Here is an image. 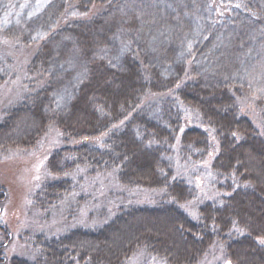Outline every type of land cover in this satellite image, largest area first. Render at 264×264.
Here are the masks:
<instances>
[{"label":"trees","instance_id":"obj_1","mask_svg":"<svg viewBox=\"0 0 264 264\" xmlns=\"http://www.w3.org/2000/svg\"><path fill=\"white\" fill-rule=\"evenodd\" d=\"M193 1L213 10L210 29L222 33L226 45L221 52L235 31L237 39L257 26L264 32V0ZM92 8L86 23L98 11ZM109 21L91 27L90 43L104 44V35L120 19ZM212 43L209 36L200 52ZM234 46L236 55L246 45L242 41ZM40 48L45 63L26 68L27 91L0 111V160L33 152L30 160L35 163L43 156V178L28 208L40 223L60 211L65 217L58 235H21L17 190L9 184L8 172L0 171V264H128L139 255L161 264H202L218 253L219 262L264 264V128L241 110L251 103L264 127V98H254L250 88L231 80L232 68L221 66L218 51L202 66L197 65L198 53L191 55L186 66L167 78L136 51L125 58L126 71L120 75L98 62L80 87V99L60 113L53 109L56 85L47 78L48 47ZM166 59L156 61L167 66ZM190 114L200 125L187 126L178 136ZM52 132L59 135V145L50 146ZM207 160L218 192L200 203L192 217L182 206L196 199L197 191L176 174V164L186 170ZM80 168L92 178H112L107 183L114 184L105 206L98 215L90 213L87 225L73 221L83 198L70 178ZM138 197L149 200L139 202ZM93 216L101 220L92 221ZM40 223L30 224L29 230ZM18 234L26 236L29 252L9 254Z\"/></svg>","mask_w":264,"mask_h":264},{"label":"rangeland","instance_id":"obj_2","mask_svg":"<svg viewBox=\"0 0 264 264\" xmlns=\"http://www.w3.org/2000/svg\"><path fill=\"white\" fill-rule=\"evenodd\" d=\"M261 4L264 7V1ZM94 5L98 11L94 20L86 23L84 17L90 10H94L92 8ZM196 5L193 0H0V111L19 101L27 91L23 84L28 78L26 68L33 62L36 65L43 61L41 46L48 47L47 50L50 51H47L46 56L47 78L56 85L52 97L53 109L60 113H67L72 101L75 98L80 99L82 94L80 87L84 82L87 84L88 78L95 72L91 69L93 65L103 62L104 68L120 75L126 71L123 65L125 58L135 51L147 55L149 57L147 65L156 68L160 76L166 78L174 76L178 66H186L191 55L195 56L198 53L197 65L202 66L210 60L213 52L215 54L218 51V62L221 66L226 70L232 68L231 80L240 86L250 88L255 95L254 98H264L262 28L255 24L257 27L251 33L245 32L239 39L235 31L232 33L229 46L221 52L226 45L220 35L222 33L215 34L216 32L210 29L213 10L209 6ZM259 11L261 12V8ZM116 17L120 21L104 35L102 46L89 42L91 27L97 29L101 24L106 25L109 20ZM96 32L101 33L102 30ZM209 36L211 42L213 41L212 45L206 52H200L199 49L203 48ZM242 41L246 45L245 49L238 53L239 55H233L232 51L236 47L234 43ZM92 45L94 49L90 48ZM158 57L167 58L168 61L165 63L167 66H164L161 60L156 61ZM241 110L253 119L257 127L264 128L258 121L256 109L251 103L244 104ZM190 125H200L197 116L190 114L186 117L178 136ZM49 136L50 146L60 144L56 132ZM177 146L178 141L175 147ZM32 157L33 152L25 158L10 155L0 160V171L8 172L10 178L8 182L17 190V208L21 211L23 219L20 234L29 231L42 232L47 236L58 235L61 230L57 228L63 224L65 217L61 211L50 220H41L40 223L28 208L30 195L39 188L42 181L45 162L43 156H40L32 163L30 160ZM28 160L26 166L25 162ZM208 168L209 160L186 170L179 163L176 164V174L188 179L197 191L196 199L182 206L192 217L196 216L200 203L215 198L218 192L212 185V175ZM70 179L80 188L81 192L78 195L83 198L78 214H73L76 216V220L73 221L87 225L91 220L90 213L94 211L98 215L99 209L105 206L109 190L112 189L110 187L114 186L107 183L112 182V178L101 177L100 174L92 178L86 169L80 168L73 172ZM92 184L99 185L100 191L96 192ZM142 197L135 200L139 202L149 200L145 199L146 196ZM99 220L101 218L98 216L92 218V221ZM38 223L41 225L29 230L30 224ZM88 224L94 225L98 222ZM19 236L13 235L14 238L7 250L9 254L29 252V246L25 243L26 236L20 238ZM220 259L219 253L216 256L211 254L202 264H215ZM219 263L225 264L226 261ZM128 264L161 263L146 260L139 255Z\"/></svg>","mask_w":264,"mask_h":264},{"label":"water","instance_id":"obj_3","mask_svg":"<svg viewBox=\"0 0 264 264\" xmlns=\"http://www.w3.org/2000/svg\"><path fill=\"white\" fill-rule=\"evenodd\" d=\"M225 264H231V262L230 261H226V263Z\"/></svg>","mask_w":264,"mask_h":264},{"label":"snow or ice","instance_id":"obj_4","mask_svg":"<svg viewBox=\"0 0 264 264\" xmlns=\"http://www.w3.org/2000/svg\"><path fill=\"white\" fill-rule=\"evenodd\" d=\"M262 243H264V241H262Z\"/></svg>","mask_w":264,"mask_h":264}]
</instances>
